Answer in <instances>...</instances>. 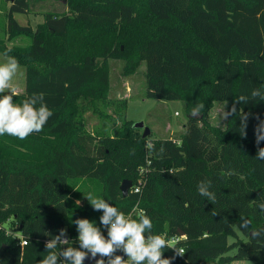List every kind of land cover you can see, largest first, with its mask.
<instances>
[{"label":"trees","instance_id":"obj_1","mask_svg":"<svg viewBox=\"0 0 264 264\" xmlns=\"http://www.w3.org/2000/svg\"><path fill=\"white\" fill-rule=\"evenodd\" d=\"M37 1L9 2V35L29 36L30 43L6 47L0 40V52L10 49L25 67V87L14 101L43 92L53 116L25 140L0 137V264H38L45 241L60 229L70 240L65 246L78 247V218L101 226L102 211L86 199L78 203L86 181L126 216L145 211L153 234L178 237L172 246L184 255L163 253L175 257L172 264H264V238L250 235L264 228V160L255 158L254 135L264 102L237 105L223 127L207 119L214 102H224L227 113L238 96L264 86V0H65L63 10H44L34 28L20 24L13 14ZM111 58L123 60L124 74L144 61V96L181 100L187 112L202 103L200 117L190 114L178 138L142 137L127 119L111 133L89 132L83 113L104 115L98 106L109 93ZM240 111L249 114L246 137ZM123 179L131 181L126 196ZM205 179L215 203L197 191ZM244 220L250 228L241 227ZM8 229L27 243L19 246Z\"/></svg>","mask_w":264,"mask_h":264},{"label":"clouds","instance_id":"obj_2","mask_svg":"<svg viewBox=\"0 0 264 264\" xmlns=\"http://www.w3.org/2000/svg\"><path fill=\"white\" fill-rule=\"evenodd\" d=\"M10 51L8 49L3 53L5 62L0 63V94H3L0 95V137L7 135L25 140L43 130L53 116V111L45 103L43 92L33 93L19 103L14 101L15 88L12 80L20 64L15 56L9 55ZM6 90L8 93L4 94ZM256 100L264 102V86L253 89L250 96H238L226 117L237 114V105L245 106ZM203 108L202 103H197L191 110V116L199 118ZM248 118V113L240 111L239 132L243 137L247 136ZM257 121L254 128L257 145L255 158L264 160V147H259L261 141H264V120L257 117ZM228 174L232 175V172ZM211 185V180H202L197 185V191L208 201L215 203L217 196L215 192L210 191ZM84 197L94 211H102L99 217L101 226L87 218L74 220L79 246H65L70 240L66 230L60 229L57 235L45 241L47 255L38 264H84L85 260L94 261L95 264H172L175 257H164L165 249H173L176 256L184 255V248L173 247L162 235L153 234V221L145 211H139L138 218H132L100 196L88 193ZM258 207L264 210V202L259 203ZM241 227L250 228L251 222L244 220ZM102 228L106 230L107 236ZM250 235L253 239L264 238V228L253 229ZM118 252L123 255H118Z\"/></svg>","mask_w":264,"mask_h":264},{"label":"rangeland","instance_id":"obj_3","mask_svg":"<svg viewBox=\"0 0 264 264\" xmlns=\"http://www.w3.org/2000/svg\"><path fill=\"white\" fill-rule=\"evenodd\" d=\"M65 0H38L31 11L27 13H14L13 16L20 24H28L34 28L43 20V11L49 8L63 10ZM9 1L0 0V40L6 47H25L30 43V37L26 35L10 36L6 27V10ZM49 7V8H48ZM5 58L0 52V63H4ZM110 70V89L104 105L99 104L98 109L104 113L93 112L91 109L85 111L86 129L89 132L106 131L111 133L120 125L123 119L131 120L133 123L142 121L150 129L151 139L155 138H178L185 129L187 117L191 111L187 112L185 103L181 100H163L147 98L145 92L144 61L141 62L137 70L131 74L122 72L123 60L111 58L108 60ZM12 85L15 92H22L25 87V67L20 64L17 74L13 77ZM8 91V90H6ZM207 119L214 125L223 127L226 121L224 102H214L207 114ZM140 132L142 129L139 128ZM149 138V139H150ZM135 184L132 191L139 190ZM81 184V181H80ZM79 184V185H80ZM100 187L92 181H86L83 186V199L88 193L97 196ZM11 232L19 233L17 230L8 229ZM234 250L228 253L232 254ZM219 264H253L252 260H234Z\"/></svg>","mask_w":264,"mask_h":264},{"label":"water","instance_id":"obj_4","mask_svg":"<svg viewBox=\"0 0 264 264\" xmlns=\"http://www.w3.org/2000/svg\"><path fill=\"white\" fill-rule=\"evenodd\" d=\"M9 2H12L13 0H7ZM133 127L135 128H141L142 132L141 135L142 137L148 136L150 133V129L144 125L142 121H138L132 124ZM131 186V181L128 179H123L121 184L119 185V189L121 191L122 196H126L128 194V190ZM99 258V257H97ZM95 263L94 261L91 260H85L84 264H93Z\"/></svg>","mask_w":264,"mask_h":264},{"label":"built area","instance_id":"obj_5","mask_svg":"<svg viewBox=\"0 0 264 264\" xmlns=\"http://www.w3.org/2000/svg\"><path fill=\"white\" fill-rule=\"evenodd\" d=\"M137 191L138 190L136 188V190H134V192H137ZM7 233H11L13 236H15L18 240L19 246H21V247L24 246L28 241V237L22 235L21 233L11 232L10 230H7ZM177 240H178V237H173V238H170L168 241L171 243V245H173Z\"/></svg>","mask_w":264,"mask_h":264}]
</instances>
